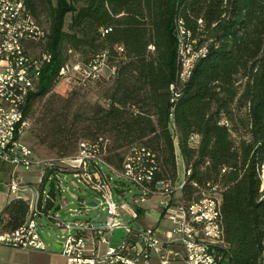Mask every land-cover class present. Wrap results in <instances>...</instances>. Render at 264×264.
Listing matches in <instances>:
<instances>
[{
	"label": "trees",
	"instance_id": "obj_1",
	"mask_svg": "<svg viewBox=\"0 0 264 264\" xmlns=\"http://www.w3.org/2000/svg\"><path fill=\"white\" fill-rule=\"evenodd\" d=\"M26 2L40 25L42 6H51L46 46L52 60L25 114L58 81L68 42L85 52L82 63L102 60L112 81L105 88L106 104L96 103L86 113L88 140H107L105 159L116 167L133 144L149 148L158 165L154 181H176L179 151L190 171L182 198L197 200L213 185L220 192L223 259L264 264V0ZM69 12L71 32L64 28ZM179 19L196 38L195 47L207 51L190 78L178 82L180 95L172 101ZM58 172H64L59 163L42 166L43 180ZM53 186L55 191L56 182ZM51 202L49 193L46 206L41 198L38 204L48 211ZM29 212V200L11 197L0 213L1 229L19 228Z\"/></svg>",
	"mask_w": 264,
	"mask_h": 264
},
{
	"label": "built area",
	"instance_id": "obj_2",
	"mask_svg": "<svg viewBox=\"0 0 264 264\" xmlns=\"http://www.w3.org/2000/svg\"><path fill=\"white\" fill-rule=\"evenodd\" d=\"M178 23L179 69L177 82L170 86L172 101L180 95L178 82L184 83L190 78L197 60L207 51L205 46L196 48V38L182 20ZM47 36L46 28L37 22L26 0H0V161L12 167L7 182L11 195L25 185L19 174L20 167L30 169L36 164L53 161L35 158L24 139L28 127L25 114L28 97L36 89L43 68L52 60V52L46 46ZM103 65L100 59L71 65L66 61L60 67L58 77L69 76L73 71L95 78ZM191 139L197 142L198 136L193 135ZM106 141L103 137L94 141L80 140L74 154L58 159L59 164L70 166L71 171L96 192L99 200L88 203L101 205L107 212L103 222L77 221L73 226L50 215L55 224L66 231L59 242L65 258L63 264H219L226 243L217 186L204 189L197 200L185 201L182 190L190 171L185 172L178 184L171 180L154 181L158 169L155 153L145 146L133 144L123 165L116 167L105 159ZM107 168L127 179L137 192L117 202L114 180ZM58 186L61 189L60 179ZM44 192L43 189L41 199ZM124 193L126 190L118 191L119 195ZM152 196L160 198V216L168 221L167 227L159 224L133 227L122 221L123 214L131 220H139L141 204ZM38 201L19 228L0 231V244L47 248L37 222V216L44 212ZM82 205H85L84 200ZM119 226L126 227V236L122 242L112 245V232Z\"/></svg>",
	"mask_w": 264,
	"mask_h": 264
},
{
	"label": "rangeland",
	"instance_id": "obj_3",
	"mask_svg": "<svg viewBox=\"0 0 264 264\" xmlns=\"http://www.w3.org/2000/svg\"><path fill=\"white\" fill-rule=\"evenodd\" d=\"M56 4V0H52ZM51 6L46 3L40 11L39 21L44 28H48L51 19ZM74 13L69 12L65 17L64 28L72 31L71 23ZM65 49L66 61L71 65L75 62L82 63L85 58V52L75 49L70 42ZM69 76L61 77L51 90L44 96L37 98L31 107L28 118V127L24 136L37 159H52L51 162L58 163V159L64 156L74 154L78 149V141L81 139H91L92 136L84 129L87 121L84 119L87 111L91 110L96 103L106 104L105 88L112 81V74L108 65L104 64L99 72V76L86 77L80 73L69 72ZM178 177L176 184L185 176L184 162L180 159L178 151ZM0 164H4L0 161ZM36 164L30 169L20 167L19 174L21 181L26 183L28 188L25 195L31 202V208L34 209L37 201L40 199L44 189L42 203L43 207L47 204V196L52 194V202L48 207L49 213L44 211L42 215L37 216L39 232L43 240L51 250H59L54 243L61 241V236L66 233L65 229L55 224L50 215H55L61 221L73 226L77 221L85 222H103L107 218V212L101 205L95 206L88 202L98 201L96 192L90 189L75 173L70 166L61 163L60 169L64 172L51 173L49 177L43 180L42 166ZM112 174L115 186L114 199L120 202L128 199L137 189L125 178L118 177L107 168ZM264 172V168H263ZM6 174V173H5ZM4 173L0 174V191L8 189V183L5 182ZM61 180V189L58 186V180ZM53 182H56L54 191ZM264 184V182H263ZM129 189L131 191H129ZM126 190V193L119 195L118 191ZM179 195V192H177ZM158 196L146 199L144 205H155ZM84 200L85 205H82ZM96 218V219H95ZM122 221L133 227L141 226L138 220L123 214ZM127 229L124 226L116 227L111 236V244L117 245L122 242L126 236ZM220 264H229V259L224 258Z\"/></svg>",
	"mask_w": 264,
	"mask_h": 264
},
{
	"label": "crops",
	"instance_id": "obj_4",
	"mask_svg": "<svg viewBox=\"0 0 264 264\" xmlns=\"http://www.w3.org/2000/svg\"><path fill=\"white\" fill-rule=\"evenodd\" d=\"M180 159L183 161L181 155H180ZM11 171H12V167L10 165L0 164V174L4 173V176L6 178L5 182H8L10 175H11ZM24 184H25L24 187L20 188L16 192L15 195H11L7 188L3 191H0V213L2 212L5 205L7 204V202L9 201L11 197H22L24 199L29 200L28 199L29 197L25 195V191L28 189L25 187L27 184L26 183ZM159 199L160 198L158 197L155 205L146 206L144 205L145 201L141 204V215L138 220L141 225L159 224L165 227L169 225L168 221L164 219L163 217L161 218L160 216L161 205L159 203ZM31 209L32 208H31V202H30V212H31ZM0 231H4V230L1 229L0 227ZM54 244L58 248H60V243L58 241H56ZM64 261H65V258L61 254L60 249L51 250L48 247V245L45 250H41V249L23 248L19 246H10V245H5V244H0V264H63Z\"/></svg>",
	"mask_w": 264,
	"mask_h": 264
},
{
	"label": "water",
	"instance_id": "obj_5",
	"mask_svg": "<svg viewBox=\"0 0 264 264\" xmlns=\"http://www.w3.org/2000/svg\"><path fill=\"white\" fill-rule=\"evenodd\" d=\"M90 203H94L93 201H90Z\"/></svg>",
	"mask_w": 264,
	"mask_h": 264
}]
</instances>
